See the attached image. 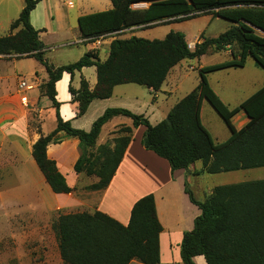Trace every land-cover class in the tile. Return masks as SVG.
Instances as JSON below:
<instances>
[{
    "label": "trees",
    "instance_id": "16d2710c",
    "mask_svg": "<svg viewBox=\"0 0 264 264\" xmlns=\"http://www.w3.org/2000/svg\"><path fill=\"white\" fill-rule=\"evenodd\" d=\"M40 0H24V7L10 26V33L0 37V56L16 59L33 58L48 73L41 90L56 110L57 128L41 135L33 145L32 157L44 181L56 195L73 191L56 161L48 157V146L59 144L58 133L79 140L81 155L75 172L95 175L99 182L88 187L103 190L114 177L125 151L132 140V128H121L111 143L96 147L102 126L111 118L122 115L133 120L134 127L146 128L142 146L166 159L172 171L188 170L202 162L198 172L220 174L264 168V85L239 106L229 108L212 89L208 75L229 68H242L253 58L264 70V0H110L109 10L83 15L78 20L81 38L93 43L133 28L179 23L201 15L215 13L233 25L215 38H204L191 50L182 32L171 31L163 39L132 36L115 38L107 59L101 61L99 50L87 52L77 62L53 67L45 54L47 47L40 40L42 30L30 22L31 11ZM149 3L146 9H133ZM236 47V48H235ZM232 50L233 59L199 70V85L179 100L167 117L152 125L144 115L124 108L107 109L89 132L75 129L59 114L55 84L64 72L74 75L85 67L95 66L97 83L90 90L82 80L81 88L70 87L74 100L80 104L78 116L87 111L95 99H108L118 85L136 84L157 92L171 70L187 59H199L210 50ZM207 100L225 121L231 135L215 143L201 120V105ZM245 112L249 121L236 129L232 119ZM97 148L96 151L94 148ZM190 200L201 210L194 228L186 232L181 245L183 264H195L194 258L204 256L207 264H264V179L221 185L213 188L202 202L197 201L186 186ZM65 264H160V234L155 197L150 194L133 206L128 225L109 215L95 211L62 214L54 225Z\"/></svg>",
    "mask_w": 264,
    "mask_h": 264
},
{
    "label": "crops",
    "instance_id": "0c3cea01",
    "mask_svg": "<svg viewBox=\"0 0 264 264\" xmlns=\"http://www.w3.org/2000/svg\"><path fill=\"white\" fill-rule=\"evenodd\" d=\"M86 6L93 9L87 11ZM112 7L110 0H88L86 3L78 0L75 5L64 0H40L31 11L30 22L36 30H42L40 40L47 47V52H51L54 49H66L65 47L73 45H85L84 55L91 50L97 49L99 50L101 61H105L109 55L110 44L116 38V35L93 43L87 42L81 38L78 20L83 15L109 10ZM148 7L149 3H139L132 6L133 9H146ZM14 20L10 21V26ZM70 20L74 22V26L70 24ZM175 24L177 23L168 25L174 28ZM141 28L143 27H133L130 30ZM173 31L177 32L178 30ZM8 33H10V30ZM54 35L57 37L55 42L46 40ZM69 36L71 40L68 39ZM199 39L193 42L187 41L191 50L195 49L196 44L200 42ZM104 43L107 44L103 46ZM220 52H224L230 58L211 65L202 63L208 53ZM220 52L210 50L199 59L187 60H196L199 72L204 67L221 64L233 59L231 49ZM103 55L104 58H102ZM9 60L16 64L20 62L19 59H16V56H0V63H6ZM47 60L49 61L48 58ZM248 60L242 68L229 67L208 75L212 89L231 109L242 104L264 85L263 68L258 66L255 61L251 64ZM184 61L171 70L159 91L155 92L146 88L150 98L141 97L137 92L133 95H128L129 89L121 88L123 85H118L114 88L110 98L93 100L82 116H78L80 104L77 100H74L70 87L75 91H79L82 80H85L89 89H94L97 83V69L95 66L85 67L81 71H76L73 76L64 72L61 80L55 84L56 99L60 103L59 114L64 121H69L73 128L86 132L91 130L94 122L107 109L112 108H124L135 114L144 115L152 125H156L164 120L174 105L187 95L178 100L173 99L186 71ZM49 63L55 68L63 66H56L50 61ZM16 64L12 73L0 71V127L5 126L3 128L6 131L5 134L13 138L8 148L17 149L14 153L19 158L18 161L23 167L25 175L27 174L29 181L36 180L40 183L43 176L32 157L33 145L41 135H48L57 128L56 110L53 108L52 102L41 90L42 84L48 80V73L45 67L40 63L39 70L30 73L33 74V81L32 83L28 82L29 88L22 91L19 89V84L26 78H21ZM190 69L195 70L196 68L190 66ZM87 71H90V75L87 74ZM238 73L243 77L236 81V85L232 84V93H227L225 96V86H227L228 82L225 76ZM212 78H216V86L213 85ZM199 83L200 75L197 84L199 85ZM118 89L120 94H116ZM221 92L224 93V97ZM23 98H26V101ZM204 102L205 100H203L201 105V120L206 127L203 119ZM33 115L37 118L38 124L35 128L37 131H34L33 126L29 125V119ZM153 118L155 120L154 123L152 121ZM248 121L249 118L242 111L233 117L232 124L236 129H241ZM124 127L132 128V140L110 184L103 190H87L86 188L98 183L99 178L95 175L89 176L84 172H75L76 162L81 155L79 140L69 138L62 132L57 134V137L63 138V142L50 144L47 150L48 157L56 161L60 172L66 177L73 191L67 195L55 194L52 207L69 211L63 213L64 215L85 211L88 213L101 211L126 226L130 221L134 204L142 197L152 194L155 197L158 218L163 227V231L160 234V264H183L181 245L184 235L194 228L195 219L201 214L199 207L190 200L186 192V186L199 202L204 201L214 187H207L203 184L202 180L207 173L198 174L203 167L202 162H196L188 170L179 169L173 172L166 159L159 157L152 151L146 150L141 143L146 128L144 126L134 127L133 120L129 117L118 115L109 119L102 126L96 147L110 142V147L114 148L115 143L113 140L120 135L118 131ZM230 135L222 141H214L215 143L224 142ZM27 165H29V168H26ZM70 174H73L72 183L69 182ZM16 240L13 241L12 250L7 254V264H65L60 253L58 238L54 244H49L45 238H39L38 240L24 238L21 240L23 241L21 249H16V246L21 245L20 240ZM33 242L34 245L36 243L39 245L38 251L35 253L32 252ZM1 257L0 255V259ZM194 262L195 264H207L204 256L195 257ZM129 264L142 263L133 260Z\"/></svg>",
    "mask_w": 264,
    "mask_h": 264
},
{
    "label": "rangeland",
    "instance_id": "374dc122",
    "mask_svg": "<svg viewBox=\"0 0 264 264\" xmlns=\"http://www.w3.org/2000/svg\"><path fill=\"white\" fill-rule=\"evenodd\" d=\"M65 2H72L73 5L78 0H64ZM81 1V0H80ZM88 2V0H82ZM93 1V0H90ZM24 0H0V37L8 35L10 30V21L18 17L20 10L24 6ZM90 4V3H89ZM88 4V5H89ZM91 11L93 8H87ZM70 24L74 26V22L70 20ZM233 25L232 22L219 18L215 13L208 15H201L194 19L184 22H179L174 25V28L168 24L159 25L151 28H141L138 30H124L116 35V38L127 39L132 36L146 38V39H163L173 30L181 31L188 42L202 40V37L215 38L224 33ZM74 33V31H73ZM203 34V35H202ZM71 35V34H69ZM71 40L70 36L68 37ZM47 41L55 42L57 37L54 35L46 39ZM107 43H104L105 46ZM66 49H54L46 53V57L54 65H65L77 62L86 50L85 45H73L65 47ZM236 48V47H235ZM104 58V55L102 56ZM230 58L224 52L208 53L202 61L205 65L219 63ZM17 64L9 60L6 63H0V71L12 73L14 65H17L19 75L21 78H26L27 82L32 83L33 74L31 72L39 70L40 62L33 58L19 59ZM184 76L176 89L173 99L178 100L184 95L190 93L199 82V72L196 60L184 61ZM248 62H254L253 58H249ZM190 66L196 68L191 70ZM90 71L87 74L90 75ZM34 73V72H33ZM228 79L227 86H225V96L227 93H232V84L236 85V81L243 76L238 74H231L225 76ZM216 78H212L213 85ZM217 81V80H216ZM62 86V85H61ZM121 88H128V95L138 93L141 97L150 98L145 87L139 85H123ZM116 94H120L119 89ZM224 97V93L221 92ZM146 117V116H145ZM147 118V117H146ZM203 119L207 129L212 134L214 140L222 141L230 135V130L225 121L216 113L214 108L207 100L204 102ZM154 123V118H153ZM37 118L33 115L29 119V125L35 131L37 127ZM5 126L0 127V264H7V254L12 250L13 241L20 240L21 245L16 246V249L23 247L24 238H32L38 240L45 238L49 244H54L57 240V233L54 225L59 216L65 212L56 207H52L54 203V196H56L46 182L41 180V184L35 181H29L28 177L23 171V167L19 163V158L15 155V149L8 148L9 143L13 138L6 135L4 131ZM37 131V130H36ZM96 147L94 150L96 151ZM20 150V149H18ZM200 164V163H199ZM29 168V165L26 166ZM73 174L69 175V182L72 183ZM264 179V168H256L251 170H240L235 172H223L220 174H207L202 182L207 187H216L221 185L237 184L242 182L257 181ZM87 190H92L86 188ZM56 198V197H55ZM52 203V204H51ZM86 212V211H85ZM82 213V212H79ZM17 243L19 241L16 240ZM39 245L36 243L32 245V252L38 251Z\"/></svg>",
    "mask_w": 264,
    "mask_h": 264
},
{
    "label": "built area",
    "instance_id": "2783aa9c",
    "mask_svg": "<svg viewBox=\"0 0 264 264\" xmlns=\"http://www.w3.org/2000/svg\"><path fill=\"white\" fill-rule=\"evenodd\" d=\"M29 88L28 82L26 80H22L19 84V89L24 91ZM24 101H26V98H23Z\"/></svg>",
    "mask_w": 264,
    "mask_h": 264
}]
</instances>
